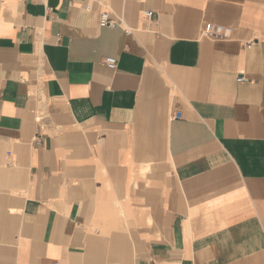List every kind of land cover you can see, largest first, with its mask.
<instances>
[{"label": "crops", "instance_id": "obj_1", "mask_svg": "<svg viewBox=\"0 0 264 264\" xmlns=\"http://www.w3.org/2000/svg\"><path fill=\"white\" fill-rule=\"evenodd\" d=\"M0 264H264V0H0Z\"/></svg>", "mask_w": 264, "mask_h": 264}, {"label": "built area", "instance_id": "obj_2", "mask_svg": "<svg viewBox=\"0 0 264 264\" xmlns=\"http://www.w3.org/2000/svg\"><path fill=\"white\" fill-rule=\"evenodd\" d=\"M101 24H114V21L110 18L109 14L104 12L101 15ZM205 33L209 36L216 37V38H223L227 37L230 33V29L227 27L214 25L211 23H208L205 25ZM104 62L108 65V67L114 69L117 66V60L112 57H107ZM239 81L242 80V78H238Z\"/></svg>", "mask_w": 264, "mask_h": 264}]
</instances>
